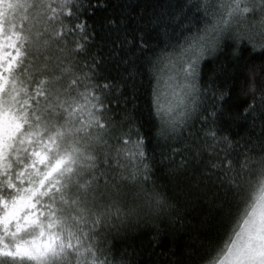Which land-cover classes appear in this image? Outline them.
Wrapping results in <instances>:
<instances>
[{
  "label": "snow or ice",
  "instance_id": "obj_1",
  "mask_svg": "<svg viewBox=\"0 0 264 264\" xmlns=\"http://www.w3.org/2000/svg\"><path fill=\"white\" fill-rule=\"evenodd\" d=\"M103 6L0 0V264H264V0L106 17L138 55L101 79Z\"/></svg>",
  "mask_w": 264,
  "mask_h": 264
},
{
  "label": "trees",
  "instance_id": "obj_2",
  "mask_svg": "<svg viewBox=\"0 0 264 264\" xmlns=\"http://www.w3.org/2000/svg\"><path fill=\"white\" fill-rule=\"evenodd\" d=\"M97 4L100 0H96ZM155 0H103V7H96L92 14H86L87 21L92 25V29L95 32V38L89 43L88 51L94 53L95 57L100 61L99 70L101 72V79L104 76L108 77H119L123 72H126L131 66V61L134 59L138 53H135V49L132 45H127V41H117L120 43V47H115L113 41L115 40L116 33L112 31L111 25H106L105 18H115L119 20L120 14L124 13L127 18L126 27L129 28L130 36H135L134 32H131L132 27H138V25H133L132 20L136 14L144 10V14L147 15L152 9L151 5L154 4ZM187 3L188 0H183ZM153 41L150 40L151 44ZM127 45V46H125ZM128 59L129 64L124 65L122 63L123 59ZM211 61L207 62V68L205 69L204 79H207V71L211 68ZM239 69L236 70V74L239 73ZM150 92V86H148ZM145 97L141 96L139 102H143ZM199 122V121H197ZM192 129L190 128L189 131ZM187 134V133H186ZM179 147L180 145H176ZM157 158H159L157 156ZM180 155H177L175 159L179 161ZM167 163V162H165ZM165 167L164 165L158 166V183H163L168 185L167 177L164 175ZM169 190L171 186L168 185ZM163 246L157 248V252L161 253V259H163L162 254L164 252H169V259H171V253H175L176 258L181 256L186 243L189 240V234L184 230L172 231L162 237ZM119 247V244L117 245Z\"/></svg>",
  "mask_w": 264,
  "mask_h": 264
}]
</instances>
